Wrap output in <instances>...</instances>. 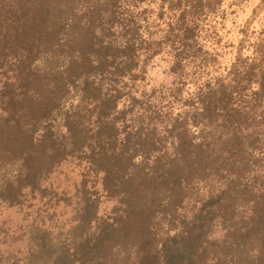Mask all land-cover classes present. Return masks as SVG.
I'll return each instance as SVG.
<instances>
[{
    "label": "trees",
    "instance_id": "obj_1",
    "mask_svg": "<svg viewBox=\"0 0 264 264\" xmlns=\"http://www.w3.org/2000/svg\"><path fill=\"white\" fill-rule=\"evenodd\" d=\"M225 1L0 0V200L20 204L24 190L75 163L86 168L83 187L92 178L117 205L95 233L77 227L60 256L94 241L96 264L254 258L238 237L249 225L224 230L234 232L209 250L208 238L187 244L196 233L175 220L199 205L194 229L209 234L210 212L234 204L238 189L255 193L247 205L264 204V52L218 62L204 22Z\"/></svg>",
    "mask_w": 264,
    "mask_h": 264
},
{
    "label": "rangeland",
    "instance_id": "obj_2",
    "mask_svg": "<svg viewBox=\"0 0 264 264\" xmlns=\"http://www.w3.org/2000/svg\"><path fill=\"white\" fill-rule=\"evenodd\" d=\"M238 1L231 6L232 0H226L223 7H227V10L220 11L217 16L208 18L204 22L210 32L206 34L210 35L211 39L208 43L209 50L221 51L218 62L222 63L223 67L231 66L232 61L237 57L245 59L251 56L255 48L264 52V0ZM152 74L155 77H152L153 81L160 83L164 80L161 67L152 70ZM207 74H203V79L211 78L212 75ZM190 85L194 84L190 82L188 86ZM178 111V108H175L174 114ZM62 169L61 172L46 176L41 187L35 192L24 190L20 204H8L0 200L2 264H96L100 250L98 243L94 241L87 242L86 246L83 244L79 253L69 251L63 256L56 252V248L65 246L67 250H72L73 234L79 236L83 231L80 229L77 232L75 229L83 227L87 222L91 224L90 234L95 233L97 223L113 222L117 214L115 197L112 196V200L106 197L101 185L93 184L92 178L88 179L89 183L85 188L83 187L85 166L75 163L65 164ZM238 190L240 191L237 192L236 199H233L234 204L226 207V202H223L210 212L212 220L215 221L207 226V230L212 229L209 234L207 231L194 229L195 214L199 205L196 207L193 204L186 205L179 210L175 220H183L190 224L188 230L192 228L190 232L196 233L193 236L188 234L187 244H193L198 236V239L208 238L211 243L209 250L224 246L223 240L227 237V233L234 232V230H224L249 225L248 229L241 233L243 235L238 237L248 242L247 249L253 251L249 253H253L257 260L247 258L243 250H237L236 254L241 257L239 262L264 264V246L261 247L264 242V204L261 201H252L247 205L255 193L247 197L243 194L246 190ZM0 199H2L1 194ZM250 210L255 211L256 217L251 219L247 217ZM224 215L230 220L220 225ZM156 218H158L156 220H165L164 215ZM208 218L211 220L210 215ZM145 220L135 222L131 231L137 234ZM170 234H174V231H170ZM164 236L167 237L166 234ZM85 239L91 238L88 236ZM211 257L212 255L210 256L212 262Z\"/></svg>",
    "mask_w": 264,
    "mask_h": 264
}]
</instances>
